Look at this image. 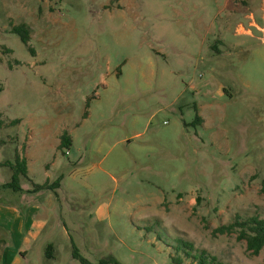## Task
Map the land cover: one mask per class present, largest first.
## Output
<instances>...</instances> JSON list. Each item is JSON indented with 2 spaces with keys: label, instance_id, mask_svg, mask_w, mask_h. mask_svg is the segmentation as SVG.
<instances>
[{
  "label": "rangeland",
  "instance_id": "1",
  "mask_svg": "<svg viewBox=\"0 0 264 264\" xmlns=\"http://www.w3.org/2000/svg\"><path fill=\"white\" fill-rule=\"evenodd\" d=\"M16 151L27 189L65 173L22 264H264L217 231L264 217V0H0V191Z\"/></svg>",
  "mask_w": 264,
  "mask_h": 264
},
{
  "label": "trees",
  "instance_id": "2",
  "mask_svg": "<svg viewBox=\"0 0 264 264\" xmlns=\"http://www.w3.org/2000/svg\"><path fill=\"white\" fill-rule=\"evenodd\" d=\"M13 31L21 37L22 41L26 45H29L31 31L30 26L26 22H22L19 25H15L13 27ZM203 122L204 118L199 113H197L194 123L202 124ZM71 144L72 138L69 136V134L67 132L62 133L60 136L59 148H69ZM7 165L12 168L13 174L10 180L4 184V188H11L14 191L35 192L42 189L55 190L56 188H59L61 186L62 180L65 176V173L61 172L58 178L52 182H50L49 180L43 184H36L33 182V188L26 189L23 185H21V178L26 177L31 180V177L29 176V167L27 159L25 157H22L20 153L16 151L15 162H10ZM1 229L2 228L0 226V230ZM233 230L239 231V238L246 240L248 249L252 250L255 254H259L260 251L264 248V217L253 215L242 219L241 217L237 216L234 222L221 225L217 228V231H220L222 233L232 232ZM175 241L176 245L173 246L175 250L177 252H183L186 258L191 259V264H232L230 262L220 259L218 256L210 253L205 248L196 249L193 242H190L183 238H180L179 241ZM53 250L54 247L51 243L47 246L46 255L48 257H53ZM73 255L76 259L81 262V264H123L113 257L102 258L98 263H94L84 255H82L78 248L74 249ZM175 261L177 263H180L182 262V259L176 258Z\"/></svg>",
  "mask_w": 264,
  "mask_h": 264
},
{
  "label": "crops",
  "instance_id": "3",
  "mask_svg": "<svg viewBox=\"0 0 264 264\" xmlns=\"http://www.w3.org/2000/svg\"><path fill=\"white\" fill-rule=\"evenodd\" d=\"M0 192V264H22L27 248L45 231L46 205L33 198V192L11 188Z\"/></svg>",
  "mask_w": 264,
  "mask_h": 264
}]
</instances>
